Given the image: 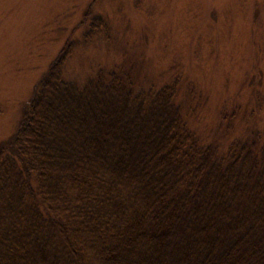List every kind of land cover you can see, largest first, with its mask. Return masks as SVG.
Instances as JSON below:
<instances>
[{
    "label": "trees",
    "instance_id": "obj_1",
    "mask_svg": "<svg viewBox=\"0 0 264 264\" xmlns=\"http://www.w3.org/2000/svg\"><path fill=\"white\" fill-rule=\"evenodd\" d=\"M55 71L0 148V264H264V145L202 146L175 85Z\"/></svg>",
    "mask_w": 264,
    "mask_h": 264
},
{
    "label": "rangeland",
    "instance_id": "obj_2",
    "mask_svg": "<svg viewBox=\"0 0 264 264\" xmlns=\"http://www.w3.org/2000/svg\"><path fill=\"white\" fill-rule=\"evenodd\" d=\"M54 67L79 89L101 71L175 85L202 146L264 145V0H0V148Z\"/></svg>",
    "mask_w": 264,
    "mask_h": 264
}]
</instances>
